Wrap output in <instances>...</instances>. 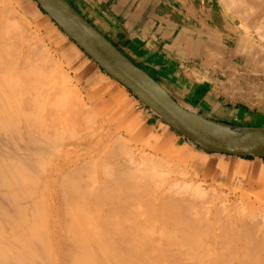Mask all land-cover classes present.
Instances as JSON below:
<instances>
[{
    "label": "bare ground",
    "instance_id": "bare-ground-1",
    "mask_svg": "<svg viewBox=\"0 0 264 264\" xmlns=\"http://www.w3.org/2000/svg\"><path fill=\"white\" fill-rule=\"evenodd\" d=\"M6 1L0 8V264H264V212L238 207L229 195L188 180L176 163L136 153L124 137L96 128L61 61L45 59L44 47L40 57L28 48L14 53L11 30L24 34L26 18ZM223 2L242 13L253 3L264 10V0ZM244 73L253 80L233 92L264 99V74ZM205 123L245 135L264 131Z\"/></svg>",
    "mask_w": 264,
    "mask_h": 264
},
{
    "label": "crops",
    "instance_id": "crops-1",
    "mask_svg": "<svg viewBox=\"0 0 264 264\" xmlns=\"http://www.w3.org/2000/svg\"><path fill=\"white\" fill-rule=\"evenodd\" d=\"M68 1L185 110L224 125L264 128V99L233 92L253 80L244 71L264 74V45L226 34L210 0ZM56 32L67 36L58 27ZM65 38L70 50L62 46L60 51L107 124L151 150L181 155L177 158L208 183L264 197V155L227 154L197 144Z\"/></svg>",
    "mask_w": 264,
    "mask_h": 264
},
{
    "label": "water",
    "instance_id": "water-1",
    "mask_svg": "<svg viewBox=\"0 0 264 264\" xmlns=\"http://www.w3.org/2000/svg\"><path fill=\"white\" fill-rule=\"evenodd\" d=\"M36 1L99 67L131 90L183 135L203 147L221 153L264 155V131L245 135L236 130L207 126L205 121L209 119L182 108L147 71L128 57L68 0Z\"/></svg>",
    "mask_w": 264,
    "mask_h": 264
},
{
    "label": "rangeland",
    "instance_id": "rangeland-1",
    "mask_svg": "<svg viewBox=\"0 0 264 264\" xmlns=\"http://www.w3.org/2000/svg\"><path fill=\"white\" fill-rule=\"evenodd\" d=\"M11 1H13L12 4L15 7V9L18 10L19 13L22 14L24 18H26V21L24 19L25 22L24 21L23 22H24V25H25L26 30H27V31H25V28L23 29V27H22L21 30L19 29L21 31V33H22V31L23 32L25 31V33L24 34L22 33V35H20L19 32L17 33V31H15V33H14L13 30H17V28L16 29L13 28V30H11V37L10 38L12 39L13 35H15L13 38L16 41L15 44L17 46V47L16 46L14 47L15 44H13L12 47H14V48H12V50L13 49L15 51H19L20 50L19 52H16V53L23 55L24 54L23 52L25 50H28L29 49L30 51H27V52H31L32 51V53H31L32 55L31 56H34V57L35 56L36 57L37 56L40 57V55H42V54L45 55L44 53L47 52L49 54L47 55V57H45V59L47 58V60H49V61L51 60L52 62H54L56 60L61 61L62 62V65H63V68H64V71L66 70L65 72H67V74H69V76L71 77L70 78L71 79V85H73L74 88H75V90L78 92L81 100L83 101L82 103L83 104L86 103L85 104L86 109H88L91 113H93V115H95V117H94L95 118V123L97 124V127L96 128L102 127V130H105L106 136H108V137L110 135L111 136H118L119 135V136L124 137L125 139L124 138L123 139L125 140V142L129 141V142H127V144L130 146V148L133 151L136 150L135 151L136 153L137 152L139 153V151H140L142 153L143 152L146 153L147 155L149 154V156L151 155L152 156V157L150 156L151 158L161 159L163 161H169L172 164H175L176 163L174 166L176 168L178 166L177 169H179L180 172H181V170H182V172L185 171V173H183V174H185V176H186V178H188V180L191 179L195 183H199L200 185L202 184L201 186H203L208 191L209 190L210 191L212 190L215 193L220 191L221 193L220 192L219 193H220V196L222 195L221 197H224L226 195H229V197L231 198L230 200L233 203L234 202H236V203L238 202L237 203L238 207H241V206H239V204L242 203L240 205H242L241 208H243V209L245 208L244 207V205H245L246 208H247V210H249L248 207H250V210H252L255 207H257V208H255V209H257L256 211L253 210L254 212H257V213H263L264 212V197H250L248 199L245 196L234 194L232 192L227 191L226 189H223V188L218 187V186H216L214 184L208 183V182H206L205 180H203L201 178V176L199 175L198 172H196L191 167H189L181 159H178V158L181 157V155H178V156L174 157V156H172L170 154H166V153L161 152V151L151 150V149L147 148L136 137L131 136V135L127 134V133H123V132H121L119 130H116L115 128H117V127H114V126H111V125L107 124L109 122H108V119L104 116V114L101 111L97 110L95 107H93L90 104V102H88V100L86 99L84 93L82 92L81 87L79 86L77 80L75 79V76L73 75V72H72L70 63H68L67 59H65L66 57L64 55H62V53L60 51V48L62 46L68 47L66 45L68 38H65V37H69V36L50 18V16L47 13H45L41 9V7L39 6V4L37 3L36 0H28L29 1V4L31 5V8H33L35 11H32V10L25 11L23 9V6H22L20 0H11ZM3 2H5V0H0V5H1L0 8L1 7L4 8L3 6H5L6 4L9 5V2L6 1L7 3L5 2L4 4H3ZM209 2H211L213 4L214 8L216 7L215 10H218V12L221 13V15L223 17L224 31L226 32V34L232 35V36H237V37H239L241 39L242 38L254 39L256 42L260 43L261 45H264V29H263V27H264L263 25L264 24H263V18L262 19H257V18H260V17H264V10H260V9H262V5L263 4L261 5V8H259L260 5H258V4L255 5V3H253L252 5L256 6L255 7L256 9H254V7L252 9V5H250L249 7L252 10L249 8V10H247L246 13H242L241 12L242 11L241 8H236L233 5V3H231V2H228L230 4L224 3L223 0H210ZM229 5H231V6H229ZM231 7L234 10L236 8L237 11L236 10L234 11ZM37 8H39L40 11H38ZM257 10H258V12H257ZM18 11H16V12H18ZM239 11H240V13H239L240 15L238 14ZM253 11L256 14L258 13V17H256L257 15H254V13H252ZM241 13H242V15L244 14L243 16H245V17L248 14L249 17L248 18L246 17L247 19L246 18H243V17H240V16H242ZM9 14L15 16V17L14 16L12 17L11 15H9L12 18H16L18 13H14V14L13 13H9ZM18 17H22V16L19 15ZM18 17H17V19H18ZM241 18H243V19L241 20ZM18 21H19V19H18ZM57 27L60 28L64 32V35H67V36H63L59 32H56L57 31ZM49 32H51L52 35H50ZM16 33L19 34V35L16 36ZM29 37H31V39ZM20 38L23 40V42L24 41H27L28 42V43L27 42L26 43L24 42L25 45H28V47L25 46L23 42H22V44H20L21 43V42H19V41H21ZM63 38H65V40ZM16 39L19 40L18 41L19 43L17 42ZM14 40L12 39L11 41L13 42ZM29 42H30V44H29ZM21 45L22 46H25V48L23 47L24 50L21 49L22 48ZM19 46H21V47H19ZM43 47H44L45 50L43 49ZM16 48H17V50H16ZM26 48H28V49H26ZM68 49L70 50V47H68ZM15 51H14V53H15ZM28 54L30 55V53H28ZM33 54H35V55H33ZM190 156L191 155L186 156V157L187 158H190ZM186 157H182V158H186ZM219 193H217V194H219ZM248 204H249V206H248ZM262 208H263V211H262ZM258 221H260V220H258Z\"/></svg>",
    "mask_w": 264,
    "mask_h": 264
}]
</instances>
